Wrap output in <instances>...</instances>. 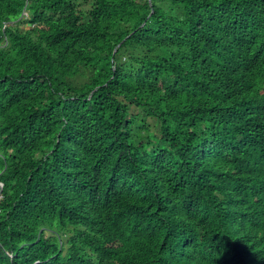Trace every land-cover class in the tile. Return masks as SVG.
Wrapping results in <instances>:
<instances>
[{"label":"trees","instance_id":"trees-1","mask_svg":"<svg viewBox=\"0 0 264 264\" xmlns=\"http://www.w3.org/2000/svg\"><path fill=\"white\" fill-rule=\"evenodd\" d=\"M0 183V264H264V0H0Z\"/></svg>","mask_w":264,"mask_h":264},{"label":"clouds","instance_id":"clouds-1","mask_svg":"<svg viewBox=\"0 0 264 264\" xmlns=\"http://www.w3.org/2000/svg\"><path fill=\"white\" fill-rule=\"evenodd\" d=\"M27 12L23 13L22 19H26L25 17H27ZM29 25V24H28ZM28 27V26H27ZM0 186H3V183H0Z\"/></svg>","mask_w":264,"mask_h":264},{"label":"rangeland","instance_id":"rangeland-1","mask_svg":"<svg viewBox=\"0 0 264 264\" xmlns=\"http://www.w3.org/2000/svg\"><path fill=\"white\" fill-rule=\"evenodd\" d=\"M22 26H23V27H27V26H28L27 20H24V21L22 22Z\"/></svg>","mask_w":264,"mask_h":264},{"label":"built area","instance_id":"built-area-1","mask_svg":"<svg viewBox=\"0 0 264 264\" xmlns=\"http://www.w3.org/2000/svg\"><path fill=\"white\" fill-rule=\"evenodd\" d=\"M4 26H6V24Z\"/></svg>","mask_w":264,"mask_h":264}]
</instances>
